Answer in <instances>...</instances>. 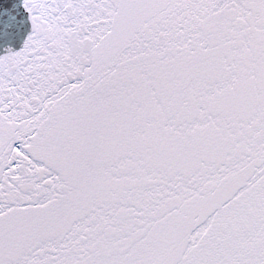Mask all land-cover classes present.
I'll return each instance as SVG.
<instances>
[{
    "label": "snow or ice",
    "instance_id": "6c2138e0",
    "mask_svg": "<svg viewBox=\"0 0 264 264\" xmlns=\"http://www.w3.org/2000/svg\"><path fill=\"white\" fill-rule=\"evenodd\" d=\"M0 264H264V0H0Z\"/></svg>",
    "mask_w": 264,
    "mask_h": 264
}]
</instances>
